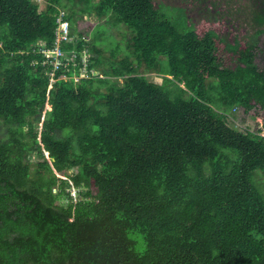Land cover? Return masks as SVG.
Wrapping results in <instances>:
<instances>
[{
  "label": "trees",
  "instance_id": "16d2710c",
  "mask_svg": "<svg viewBox=\"0 0 264 264\" xmlns=\"http://www.w3.org/2000/svg\"><path fill=\"white\" fill-rule=\"evenodd\" d=\"M62 1L0 0V264H264V135L228 123L264 111V29L238 30L228 0L194 28L159 0ZM63 11L72 35L78 11L125 24L129 53L78 32L51 87Z\"/></svg>",
  "mask_w": 264,
  "mask_h": 264
},
{
  "label": "rangeland",
  "instance_id": "374dc122",
  "mask_svg": "<svg viewBox=\"0 0 264 264\" xmlns=\"http://www.w3.org/2000/svg\"><path fill=\"white\" fill-rule=\"evenodd\" d=\"M39 3L40 9L44 8L46 5V0H36ZM227 1V0H226ZM244 1V2H243ZM63 3L68 4L72 8H78L77 4H73L72 1L63 0ZM208 2H213L215 5H218L220 2L219 0H159V5L162 10H165L167 13H171L172 15L176 17H180V19H184L187 16H191L190 22L188 23V26L190 28H194L198 22L201 20V14L204 9V7L207 5ZM227 3L234 4L238 3L239 5L234 6L232 5L233 10L235 11V24L238 30H248L254 29L257 31V29H264V0H228ZM67 12L70 11V9H66ZM79 10V8H78ZM232 18V15H231ZM240 25L241 27H239ZM125 24H115L113 19H99L94 14H89L88 12L82 13L81 11H78L76 21L74 23V27L76 28L77 32H75V35H77L78 32H82L83 34H87V39L94 41L93 39L96 38L95 44L97 48L103 50V54L109 58L111 54V48L119 47L117 53L119 56L122 55V52H127L126 46H124V38L126 35H129ZM124 37V38H123ZM256 40H258V49L256 50V63L259 66L264 67V35H256L254 36ZM263 40V41H262ZM43 46V45H42ZM83 57L84 53H83ZM87 59V57L84 58V60ZM162 59L164 60V68L168 67V61L167 57L163 56ZM107 60V59H105ZM75 67V66H74ZM77 67V66H76ZM82 69H80L81 72ZM92 73L98 74L99 72L97 70H92ZM73 77L75 78L76 82H79V80L82 78L79 74H74ZM151 79L157 82H162V78L160 76L155 75L152 73L149 76ZM65 79H69L68 76H65ZM122 81V79L120 80ZM55 82V79H51V87L53 86ZM105 86H101V89H104ZM47 109H50V105H46ZM234 113V114H233ZM232 115L230 114L228 118V123L232 127L236 128L239 131H246V130H258L260 129V133L264 135V111L258 110V111H249L245 112L242 108L237 109L234 111ZM42 123L39 126V131L41 130ZM45 157L50 159L47 154L45 153ZM30 159L33 162L42 161L44 157L37 155L36 153H31ZM32 173L34 171V168H32ZM75 171L74 170H68V173H71ZM56 172V171H55ZM56 174L59 177L67 178L64 173L56 172ZM262 178V182L264 181V174L261 169H257L254 172L253 175V181L256 185H258L257 181ZM259 186V185H258ZM57 188V187H56ZM76 189V188H75ZM58 190V188H57ZM70 190V189H69ZM72 191V196L76 200L79 196L78 189L73 190V188L70 190ZM75 191V192H73ZM66 202V201H65Z\"/></svg>",
  "mask_w": 264,
  "mask_h": 264
},
{
  "label": "built area",
  "instance_id": "2783aa9c",
  "mask_svg": "<svg viewBox=\"0 0 264 264\" xmlns=\"http://www.w3.org/2000/svg\"><path fill=\"white\" fill-rule=\"evenodd\" d=\"M57 22H58V26L56 28V35H55L53 47L51 48H47L45 46L41 47L42 52L45 54V59H46L45 62L52 66V68L49 71V74L51 76V79L52 80L55 79V81L57 80L56 71L58 69H62L63 67L68 68L71 64V61H73L71 65L75 67L78 66V62H77L78 58H77L76 53L70 55L66 53L61 47L64 42L67 43V42H72L74 40L73 35L70 33V22L67 19H64V11L61 12V14L59 15ZM40 43L42 44V41H39V44ZM83 53H84V56L87 57V59L85 60H84L85 57H83ZM88 58H89V53L87 51V48H85L81 52V59H80L83 64L79 66V73L82 78L88 76V68H87ZM80 69H82L81 72H80ZM74 74H77V73H74ZM65 76L67 75L63 73L60 77L65 78ZM53 191L56 192L57 188L55 187Z\"/></svg>",
  "mask_w": 264,
  "mask_h": 264
},
{
  "label": "clouds",
  "instance_id": "9594fccd",
  "mask_svg": "<svg viewBox=\"0 0 264 264\" xmlns=\"http://www.w3.org/2000/svg\"><path fill=\"white\" fill-rule=\"evenodd\" d=\"M56 172H57V171H56ZM66 177H67V176H66ZM60 178H62V177H60ZM63 179H67V178H63ZM70 183L72 184V186H71V187H68V188H67V191H69L70 194H71L72 191H70V190H71L72 188L75 189L76 187L73 185V183H72L71 181H70ZM54 188H55V187H54ZM57 188H58V187H57ZM69 189H70V190H69ZM76 189H77V188H76ZM76 189H75V190H76ZM78 191H79V189H78ZM74 200H75V199H74ZM75 201H76V200H75Z\"/></svg>",
  "mask_w": 264,
  "mask_h": 264
},
{
  "label": "crops",
  "instance_id": "0c3cea01",
  "mask_svg": "<svg viewBox=\"0 0 264 264\" xmlns=\"http://www.w3.org/2000/svg\"><path fill=\"white\" fill-rule=\"evenodd\" d=\"M260 35H264V32H262ZM260 35H259V36H260ZM262 41H263V40H262Z\"/></svg>",
  "mask_w": 264,
  "mask_h": 264
}]
</instances>
